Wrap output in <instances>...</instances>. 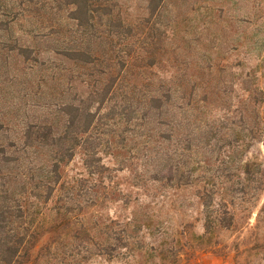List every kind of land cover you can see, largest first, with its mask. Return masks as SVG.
<instances>
[{"label":"rangeland","instance_id":"obj_1","mask_svg":"<svg viewBox=\"0 0 264 264\" xmlns=\"http://www.w3.org/2000/svg\"><path fill=\"white\" fill-rule=\"evenodd\" d=\"M114 1L125 23L149 18L147 0ZM5 2L15 20L11 36L0 31V46L13 38L18 45H36L41 55L32 63L30 54L10 51L4 58L0 52V145L18 144L28 123H47L53 108L45 99L51 90L52 103L59 101L67 79L71 90L87 91L83 81L62 72L59 81L48 80L53 65L71 68L62 57L43 54L48 5ZM143 29L139 42L131 37L130 80L163 83L180 123L168 142L144 146L136 138L100 150L107 167L102 176L86 173L76 152L61 167L62 179L78 183L69 212L73 229L46 253L42 234L33 264H264V0H163ZM52 42L44 44L53 49L58 44ZM145 65L150 70L138 72ZM184 140L190 149L179 159L193 168V180L176 186L166 179L170 172L159 170L167 164L161 153L168 149L171 164L177 163L174 151ZM244 161L254 164L253 177L262 182L255 190L254 182L240 190ZM204 186L212 194L210 217L233 211L234 228L214 221L205 229L199 199ZM51 204L34 208L37 233L54 216Z\"/></svg>","mask_w":264,"mask_h":264},{"label":"trees","instance_id":"obj_2","mask_svg":"<svg viewBox=\"0 0 264 264\" xmlns=\"http://www.w3.org/2000/svg\"><path fill=\"white\" fill-rule=\"evenodd\" d=\"M5 1L0 0V31L9 37L15 19L9 18L12 11ZM43 2L49 9L46 26L49 32L43 33V54L51 52L71 64L69 69L57 64L50 67L48 80L59 81L62 72L83 81L87 91L71 90L67 79L64 88L58 90L59 101L52 103L51 90L45 99V106L53 108L47 123H28L18 144L0 145V264H33L40 249L35 244L42 234L48 242L43 243L45 253L50 252L60 235H69L74 222L69 212L75 204L73 197L74 191H78V183L62 179L61 167L76 152L82 154L86 173L102 176L107 167L102 163L100 150L104 152L117 145L125 146L127 141L136 138L144 146L151 141L168 142L172 138L173 126L180 123L177 111L169 105L168 89L163 83L156 84L148 79L144 87L130 80L133 67L128 58L135 51L131 37L135 36L140 41L143 27L147 26L149 18L159 13L163 0H147L149 18L134 24L123 21L114 0ZM13 14L15 16L17 11ZM48 39L62 46L54 45L50 49L44 44ZM10 51L17 55L30 54L32 63L37 62L41 55L36 45L23 46L18 45L16 39H4L0 52L5 58ZM136 57L132 54V58ZM45 60L50 61L49 57ZM136 68L140 73L150 70L147 65ZM156 128L160 131L156 132ZM252 131L250 128L247 134H243L249 136ZM185 140L174 151L177 163L171 164L172 153L168 149L161 153L167 164L159 170L170 172L166 179L176 186L193 180V168L179 159L183 151L190 149ZM39 152L43 157L36 159ZM144 156L149 157L148 151ZM253 165L247 161L241 165L245 173L244 180L239 182L242 191L251 182H254L251 187L254 190L259 188L257 184H262L260 179L253 177ZM204 188L199 199L207 215L205 229L214 221L224 229L234 228L236 219L233 211L227 213L224 210L223 214L210 217L209 214L214 212L211 208L212 194L211 190ZM51 201L54 216L47 225L43 222V233H37V226L32 224L34 208L38 210ZM54 230L59 234L50 239ZM86 231V228L82 229L85 235Z\"/></svg>","mask_w":264,"mask_h":264}]
</instances>
